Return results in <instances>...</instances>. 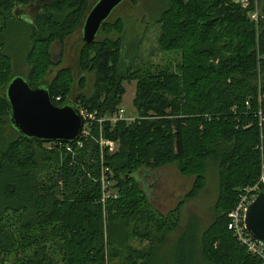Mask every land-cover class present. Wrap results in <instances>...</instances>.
Instances as JSON below:
<instances>
[{"label": "trees", "instance_id": "obj_1", "mask_svg": "<svg viewBox=\"0 0 264 264\" xmlns=\"http://www.w3.org/2000/svg\"><path fill=\"white\" fill-rule=\"evenodd\" d=\"M30 1L0 0V32L12 33L13 49L24 51L30 84L47 85L58 106L72 102L105 119L117 111L123 83L135 81L137 116L91 120L89 134L73 143L22 136L10 124L5 92L15 59L0 41V264H151L177 228L179 207L204 188L210 158L218 161L219 194L215 220L201 233L202 256L211 264H261L228 228L239 195L264 172V18L250 19L253 3L158 0L159 48L180 54L166 66L137 63L140 42L127 41L124 19H108L77 52L83 73L76 84L95 72V91L72 100L74 72L52 47L81 30L95 2L48 0L27 20L21 15ZM174 162L195 178L180 205L162 214L137 173ZM130 238L144 247H132ZM184 239L175 264L196 256Z\"/></svg>", "mask_w": 264, "mask_h": 264}, {"label": "rangeland", "instance_id": "obj_2", "mask_svg": "<svg viewBox=\"0 0 264 264\" xmlns=\"http://www.w3.org/2000/svg\"><path fill=\"white\" fill-rule=\"evenodd\" d=\"M93 3L97 0H92ZM35 7V6H33ZM161 4L158 0H125L114 11H112L109 21L113 22L117 19H124L127 28V41H139L138 47V62L151 63L152 65L166 66L173 59V62L180 60L179 52L177 51H162L158 45L160 35V27L155 23L157 16L161 11ZM22 18L31 20L33 14L27 8H24ZM28 14V15H27ZM12 33L9 31L0 32V41L8 42L7 52L14 57V72L16 75L26 77L28 67L24 61V51L14 50L12 47ZM62 46L55 43L52 47L54 59L57 60L62 54V65L69 66L74 72L75 85L72 87L71 99L74 100L77 95L92 96L95 91L96 73L85 72V84H76V80L83 72L79 70L78 56L82 45V32L77 30L74 35L65 39ZM60 53V54H59ZM56 69L52 68L48 80L55 74ZM124 93L119 107L126 110V114L131 117L137 116V111L134 106L136 83L135 81H125ZM79 107V104H76ZM115 144V149L117 148ZM137 177L142 185V188L151 198L154 206L162 213L167 214L169 211L177 208L180 202L185 198V195L191 189L194 181V176H184L178 167L177 163H169L161 167V169L150 170L141 169L137 173ZM219 167L218 161L210 158L206 163L205 184L200 194L194 198L187 200L179 207L178 212L179 222L177 228L168 233L165 243L153 251L151 264H175V254L182 239L187 242V253L192 249L196 251L195 258L187 264H211L207 262L201 253L200 237L201 233L211 225L216 217V201L219 194ZM197 233V241L189 244L193 234ZM183 242V243H184ZM128 244L132 247L142 249L144 245L139 244L136 239L130 238ZM147 244V243H145ZM193 246V247H192ZM194 252V251H193ZM177 258V257H176ZM188 259V258H187Z\"/></svg>", "mask_w": 264, "mask_h": 264}, {"label": "water", "instance_id": "obj_3", "mask_svg": "<svg viewBox=\"0 0 264 264\" xmlns=\"http://www.w3.org/2000/svg\"><path fill=\"white\" fill-rule=\"evenodd\" d=\"M124 1L97 0L92 5L81 28L84 43L95 41L102 24ZM5 92L11 108L10 124L22 136L45 143H73L80 138L85 124L82 113L72 102L55 104L47 85H31L16 75L7 82ZM245 224L250 235L264 244V191L248 206Z\"/></svg>", "mask_w": 264, "mask_h": 264}, {"label": "built area", "instance_id": "obj_4", "mask_svg": "<svg viewBox=\"0 0 264 264\" xmlns=\"http://www.w3.org/2000/svg\"><path fill=\"white\" fill-rule=\"evenodd\" d=\"M242 4L243 7H248L251 3H253V9L250 11V19H252L256 24L259 23L260 19L264 18V12L262 11V5H264V0H238ZM57 100H60V97H57ZM82 113L85 124L80 135H88L90 131V123L91 120H98L99 123H102L104 120L108 119L113 122H117L120 120L123 121H133L136 117H131L126 114V110L123 107L117 108V111L107 117L105 119H97L95 118V114L90 113L87 108L76 107ZM115 141L102 139L100 140L101 146H108L110 151L113 152L115 149ZM68 147L67 149H69ZM103 186L106 187V181L102 178ZM260 191H264V172L261 174L259 180L253 186L247 187L244 191L239 195L236 203L234 204L231 211L228 213V228L233 232L237 241L247 249L248 252L255 255L257 258L261 260V264H264V244L260 241L254 239L247 230L246 227V211L250 203L255 199L257 194ZM109 195L104 192L103 200H105Z\"/></svg>", "mask_w": 264, "mask_h": 264}, {"label": "flooded vegetation", "instance_id": "obj_5", "mask_svg": "<svg viewBox=\"0 0 264 264\" xmlns=\"http://www.w3.org/2000/svg\"><path fill=\"white\" fill-rule=\"evenodd\" d=\"M47 1L48 0H31L30 4L26 8H27V10L31 9L33 16H35L37 13H39L43 9V7L45 5H47ZM33 6H35V7H33Z\"/></svg>", "mask_w": 264, "mask_h": 264}]
</instances>
